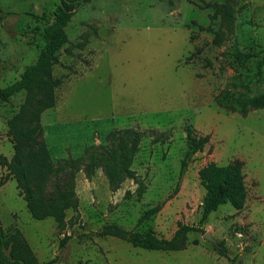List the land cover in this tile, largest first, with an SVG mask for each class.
Listing matches in <instances>:
<instances>
[{"label": "rangeland", "instance_id": "374dc122", "mask_svg": "<svg viewBox=\"0 0 264 264\" xmlns=\"http://www.w3.org/2000/svg\"><path fill=\"white\" fill-rule=\"evenodd\" d=\"M59 1L0 0V88L18 80L43 46V25L27 13L51 14ZM226 1L234 15L222 23L206 4ZM34 29L38 40L29 43L23 33ZM64 31L67 42L51 69L58 80L54 104L38 118L50 158L79 157L88 145L106 143L109 131L134 127L144 133L130 168L144 187L126 178L112 191L101 169L87 175L82 166L74 174L77 208L66 209L59 226L52 217L33 218L8 176L0 185L3 230L18 228L40 264H264V109L242 115L215 99L225 91L246 98L264 92V0L79 1ZM25 97L20 90L0 99V160L13 154L7 120ZM186 124L208 141L175 188ZM151 129L168 131L165 141L152 142ZM234 159L243 162L242 208L222 203L200 223L198 170ZM6 173L0 166V176ZM111 223L164 238L179 224L197 229L187 233L183 249L158 250L97 233ZM207 231L214 243L203 239Z\"/></svg>", "mask_w": 264, "mask_h": 264}, {"label": "trees", "instance_id": "16d2710c", "mask_svg": "<svg viewBox=\"0 0 264 264\" xmlns=\"http://www.w3.org/2000/svg\"><path fill=\"white\" fill-rule=\"evenodd\" d=\"M79 1L89 0H60L51 14L27 13L43 25L40 32L43 46L36 61L25 68L18 80L0 88L2 100H7L17 91L26 92L19 111L7 120V133L11 139L13 154L8 161L4 158L0 160V166L7 169V173L0 176V185L8 176H12L30 215L35 219L52 217L59 226L64 223L65 210L77 208L74 174L82 166L87 175L96 168L101 169L112 191L118 189L126 178L133 179L139 188L144 187L135 171L130 168L144 131L134 127L114 129L107 133L106 143L88 145L79 157H65L54 161L41 138L39 114L54 104L53 88L58 84V80L52 77L51 69L58 62V51L67 42L64 26L73 13L74 5ZM206 6L213 7L215 13L220 14L222 23H229L233 19L234 10L227 1L207 3ZM1 15L0 9V17ZM38 33L34 29L23 34L27 36L29 43H35ZM221 41V33L215 32L213 42L220 44ZM239 59L244 61L245 56L239 55ZM36 95H39V99H36ZM215 99L219 106L238 111L242 115L251 109H264V92L246 98L238 92L225 91L216 94ZM183 131L185 150L180 160L175 188L193 154L202 150L208 141V135H196L189 124L183 126ZM167 132L151 129L148 133L153 136L152 142H164ZM244 176L243 162L238 159L221 165L208 162L198 170V178L204 188L200 223L222 203H230L235 209L242 208L246 198ZM160 207L161 204H157L148 208L139 221L156 213ZM195 229L197 228L194 226L179 224L171 237L164 238L158 237L151 230H127L111 223L102 225L97 233L119 237L141 248L179 250L186 245L187 233ZM67 239L68 236H64L60 245ZM219 251L224 252L221 249ZM54 262L55 259H50L42 264ZM0 264H40L18 228L8 233L0 225Z\"/></svg>", "mask_w": 264, "mask_h": 264}, {"label": "water", "instance_id": "95a60500", "mask_svg": "<svg viewBox=\"0 0 264 264\" xmlns=\"http://www.w3.org/2000/svg\"><path fill=\"white\" fill-rule=\"evenodd\" d=\"M203 239L209 240L210 242L214 243V239L212 238L211 234L207 231L203 234Z\"/></svg>", "mask_w": 264, "mask_h": 264}]
</instances>
